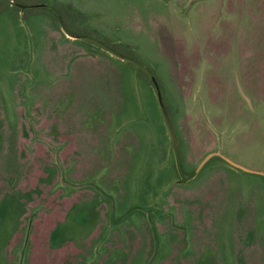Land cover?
Returning <instances> with one entry per match:
<instances>
[{
  "label": "rangeland",
  "instance_id": "obj_1",
  "mask_svg": "<svg viewBox=\"0 0 264 264\" xmlns=\"http://www.w3.org/2000/svg\"><path fill=\"white\" fill-rule=\"evenodd\" d=\"M0 264H264V0H0Z\"/></svg>",
  "mask_w": 264,
  "mask_h": 264
}]
</instances>
